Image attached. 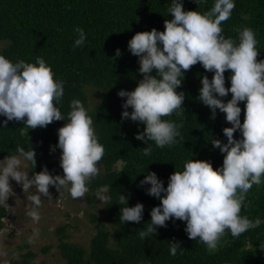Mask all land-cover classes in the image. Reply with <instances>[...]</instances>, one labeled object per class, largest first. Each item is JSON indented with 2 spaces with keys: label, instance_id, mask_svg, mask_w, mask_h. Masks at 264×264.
I'll return each instance as SVG.
<instances>
[{
  "label": "trees",
  "instance_id": "16d2710c",
  "mask_svg": "<svg viewBox=\"0 0 264 264\" xmlns=\"http://www.w3.org/2000/svg\"><path fill=\"white\" fill-rule=\"evenodd\" d=\"M171 0H0V43L4 44L0 55L13 63L24 60L35 63L37 57L50 66L54 79L64 82V95L59 107L64 121H54L44 128L30 129L24 123L10 121L7 126L0 117V160L16 155L17 147L25 151L35 150L36 164L31 166V177L46 167L52 175H63L60 160L51 161L50 149L58 142L57 129L67 123L70 102L78 99L93 119L98 142L104 147V155L98 162L100 174L87 182L90 205L96 203L95 192L101 186H109L111 200L105 204L106 214L113 227L93 216L96 235L89 246L70 240L66 226L57 229L59 250L65 264H264V223L238 237L226 230L214 252L197 240H189L184 231L185 223L179 220L157 227L156 235L141 239L138 230L147 228L151 209L160 201L146 194L150 185L140 186L149 172L167 182L174 171H182L183 165L193 159L211 162L213 169L222 166L223 154L213 148L212 139L227 142L223 128L231 127L225 114L218 109L215 115L199 101L200 80L213 73L197 63L184 73L182 86L177 89L185 94L183 109L162 119L182 123L180 135L172 146L159 148L152 144L149 156L142 153L146 146L135 139L144 125L122 120V104L126 98L118 97L120 90L132 91L143 77L139 74L138 57L127 49L128 41L138 32L156 29L164 31V21L171 19L168 7ZM214 5V0H183V10L204 13ZM222 35L238 43L239 31L250 28L257 40V61L264 59V0H235V7L228 20L222 22ZM82 28L87 36L80 47H73ZM119 49L120 55H116ZM152 75L156 74L153 70ZM225 87H230L225 72ZM182 78V77H181ZM89 88L98 91L100 103L90 108ZM231 99V93L221 98ZM241 123L244 120V103L240 102ZM131 112V109H128ZM240 136L234 133V139ZM53 187V186H51ZM55 188V187H53ZM120 194L128 197V206L144 205L142 221H119ZM8 209L0 204V232L5 227ZM242 216L250 220L259 217L264 221V177L259 185L253 184L246 193L241 208ZM169 241L178 242L184 249L177 255L169 253ZM46 250V249H45ZM36 253L29 251L9 264H36Z\"/></svg>",
  "mask_w": 264,
  "mask_h": 264
},
{
  "label": "clouds",
  "instance_id": "9594fccd",
  "mask_svg": "<svg viewBox=\"0 0 264 264\" xmlns=\"http://www.w3.org/2000/svg\"><path fill=\"white\" fill-rule=\"evenodd\" d=\"M204 2V0H195ZM235 7V0H214L213 7L204 13L183 10V0H171L168 12L171 19L164 21V31L136 33L127 44L128 51L138 57V72L143 77L132 91L120 90L117 95L126 98L122 104V120L144 125L135 139L146 146L145 156L152 152V144L159 148L172 146L180 135L182 123L162 119L183 109L184 73L199 63L206 72L213 73L200 80L199 101L213 115L218 109L225 114L231 127L223 128L226 143L212 139L213 148L223 154L222 166L215 170L211 162L189 160L182 171L170 174L167 187L155 172H149L140 186L150 185L146 194L160 201L151 209L147 228L138 230L141 239L156 235L157 227H166L172 220L185 223L184 231L189 240H199L209 252L218 248L226 230L233 237L257 228L264 223L259 217L254 221L240 215L246 193L253 184L259 185L264 177V59L257 61V40L250 28L239 31L238 43L222 35V22L228 20ZM73 47L82 46L87 36L82 28ZM116 55H120L119 49ZM153 70L156 74L152 75ZM230 87H225V72L229 71ZM182 77V78H181ZM231 93V99L221 98ZM64 95V82L55 80L49 65L41 57L35 63L18 60L13 63L0 55V117L2 122H23L30 129L44 128L65 117L57 105ZM240 102L244 103V120L241 123ZM131 109V112L128 109ZM239 131V138L234 133ZM58 142L50 150H61L60 168L63 175H52L44 167L31 178L21 169L27 161L35 167V150L17 147L16 155L0 160V204H7L15 181L23 190L35 189L31 195L33 208L29 216L38 221L41 196L51 197L49 187L65 190L71 198L79 199L89 191L87 182L100 174L97 166L104 155L98 142L93 119L82 102H70L67 123L57 129ZM109 186L95 192L96 200L106 204L111 200ZM119 221L139 224L143 219L144 205L128 206V197L120 194ZM31 242V240L29 241ZM169 253L176 256L184 249L178 242L169 241Z\"/></svg>",
  "mask_w": 264,
  "mask_h": 264
},
{
  "label": "rangeland",
  "instance_id": "374dc122",
  "mask_svg": "<svg viewBox=\"0 0 264 264\" xmlns=\"http://www.w3.org/2000/svg\"><path fill=\"white\" fill-rule=\"evenodd\" d=\"M4 47L0 43V53ZM92 89V90H90ZM89 105L93 108L100 103L99 93L89 88ZM61 150L56 149L51 155V161L60 160ZM21 169L31 178V166L27 161L21 162ZM13 194L3 204L9 210L5 227L0 232V264H9L19 259L29 251L36 253V264H65L59 250L57 229L66 226L70 240L89 246L96 235L93 216H97L109 227H113L112 219L106 214L105 204L97 200L90 205L87 195L79 199L70 197L67 191L49 187L51 197L41 196L38 209L40 219L33 221L29 212L33 208L31 195L35 189L23 190L15 181H10ZM31 240V242H29ZM46 249V250H45Z\"/></svg>",
  "mask_w": 264,
  "mask_h": 264
},
{
  "label": "built area",
  "instance_id": "2783aa9c",
  "mask_svg": "<svg viewBox=\"0 0 264 264\" xmlns=\"http://www.w3.org/2000/svg\"><path fill=\"white\" fill-rule=\"evenodd\" d=\"M263 256H264V251H263Z\"/></svg>",
  "mask_w": 264,
  "mask_h": 264
},
{
  "label": "flooded vegetation",
  "instance_id": "af4514ba",
  "mask_svg": "<svg viewBox=\"0 0 264 264\" xmlns=\"http://www.w3.org/2000/svg\"><path fill=\"white\" fill-rule=\"evenodd\" d=\"M9 211V210H8ZM9 213V212H8ZM8 217V216H7ZM7 217H6V219H7Z\"/></svg>",
  "mask_w": 264,
  "mask_h": 264
}]
</instances>
